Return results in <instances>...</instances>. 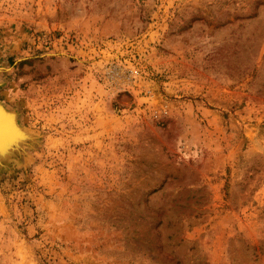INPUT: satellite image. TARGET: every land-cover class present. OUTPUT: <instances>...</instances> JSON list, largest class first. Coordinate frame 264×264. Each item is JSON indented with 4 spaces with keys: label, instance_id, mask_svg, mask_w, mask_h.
Masks as SVG:
<instances>
[{
    "label": "rangeland",
    "instance_id": "rangeland-1",
    "mask_svg": "<svg viewBox=\"0 0 264 264\" xmlns=\"http://www.w3.org/2000/svg\"><path fill=\"white\" fill-rule=\"evenodd\" d=\"M0 105V264H264V0H0Z\"/></svg>",
    "mask_w": 264,
    "mask_h": 264
},
{
    "label": "bare ground",
    "instance_id": "bare-ground-1",
    "mask_svg": "<svg viewBox=\"0 0 264 264\" xmlns=\"http://www.w3.org/2000/svg\"><path fill=\"white\" fill-rule=\"evenodd\" d=\"M3 114L0 113V149L5 151L11 147L10 142L13 141L11 137L14 136L13 134L17 128L15 121L11 120L12 116L9 114H7L8 116L5 114V116Z\"/></svg>",
    "mask_w": 264,
    "mask_h": 264
},
{
    "label": "water",
    "instance_id": "water-1",
    "mask_svg": "<svg viewBox=\"0 0 264 264\" xmlns=\"http://www.w3.org/2000/svg\"><path fill=\"white\" fill-rule=\"evenodd\" d=\"M0 113H1V114L4 113L3 115H5V114H6V115H7V114L11 115V113H9L8 111H6L1 105H0ZM6 115H5V116H6ZM7 116H8V115H7ZM11 116H12V115H11ZM11 120H14L13 117H12Z\"/></svg>",
    "mask_w": 264,
    "mask_h": 264
}]
</instances>
